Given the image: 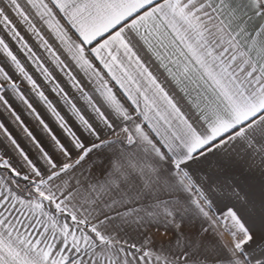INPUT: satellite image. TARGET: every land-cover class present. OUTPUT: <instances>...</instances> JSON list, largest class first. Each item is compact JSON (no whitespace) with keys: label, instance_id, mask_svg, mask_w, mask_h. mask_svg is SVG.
<instances>
[{"label":"snow or ice","instance_id":"6c2138e0","mask_svg":"<svg viewBox=\"0 0 264 264\" xmlns=\"http://www.w3.org/2000/svg\"><path fill=\"white\" fill-rule=\"evenodd\" d=\"M0 264H264V0H0Z\"/></svg>","mask_w":264,"mask_h":264}]
</instances>
